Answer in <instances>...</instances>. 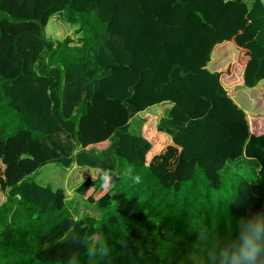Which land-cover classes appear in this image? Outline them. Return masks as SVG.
Masks as SVG:
<instances>
[{"label":"trees","instance_id":"obj_1","mask_svg":"<svg viewBox=\"0 0 264 264\" xmlns=\"http://www.w3.org/2000/svg\"><path fill=\"white\" fill-rule=\"evenodd\" d=\"M56 14L77 43L46 37ZM225 43L245 88L264 81V0H0V264H67L74 252L80 264H193L264 211V116L208 68ZM165 103L160 150L130 122ZM241 159L258 162L256 181L223 175ZM49 164L108 170L107 189L98 173L76 190L99 218L72 216L65 190L30 180ZM73 236H96L108 256L89 260Z\"/></svg>","mask_w":264,"mask_h":264},{"label":"rangeland","instance_id":"obj_2","mask_svg":"<svg viewBox=\"0 0 264 264\" xmlns=\"http://www.w3.org/2000/svg\"><path fill=\"white\" fill-rule=\"evenodd\" d=\"M77 26L67 23L61 14L54 15L49 21L45 34L46 37L53 41H62L66 37H71L74 43L79 41L81 34L77 32ZM229 74L231 73V68ZM256 88V87H255ZM235 102L246 112L250 117L256 118L262 115L264 108V81L258 84L256 89L244 88L234 96ZM171 109V104H158L148 110L136 115L130 122L131 132L133 135H140L142 132L152 141L157 139L156 124L157 122L168 115ZM260 119V118H259ZM144 120L147 123L143 126ZM166 143L162 144L160 150L165 148ZM259 164L256 160L241 159L235 162H230L223 171V175L229 180H237L240 178L254 182L258 177ZM98 172L96 169L89 167L74 166L71 169H66L58 165L49 164L44 168L35 172L30 180L42 187H49L52 190L62 189L68 194L66 206L72 216L77 218L94 217L99 218L101 212L97 207L89 203L83 196L77 193V188L87 178H97ZM107 190H105L106 192ZM90 192L88 195H90ZM103 194V193H102ZM102 194H95L99 198ZM5 201V195L0 187V204Z\"/></svg>","mask_w":264,"mask_h":264},{"label":"clouds","instance_id":"obj_3","mask_svg":"<svg viewBox=\"0 0 264 264\" xmlns=\"http://www.w3.org/2000/svg\"><path fill=\"white\" fill-rule=\"evenodd\" d=\"M96 171L101 176L102 186L107 189L111 182L108 170ZM134 181L139 183L140 177L135 176ZM96 239V236H89L87 240L73 236L71 243L75 248L83 245L89 260L96 257L103 259L108 256L109 249L105 243H96ZM207 239V234L201 231L197 240ZM210 242L212 250L197 254L193 264H264V211L240 216L234 222L232 234ZM121 245L126 246L124 241ZM67 264H80L78 252L69 256Z\"/></svg>","mask_w":264,"mask_h":264},{"label":"crops","instance_id":"obj_4","mask_svg":"<svg viewBox=\"0 0 264 264\" xmlns=\"http://www.w3.org/2000/svg\"><path fill=\"white\" fill-rule=\"evenodd\" d=\"M208 68L212 72H221V80L225 88L229 91H236L235 96L239 91H242L245 87L243 86L242 67L237 63V49L232 43H225L218 46L214 53L212 61L210 62ZM228 68H231V73H226ZM258 86H256L257 88ZM252 88V89H256ZM235 98V97H234ZM262 116H264V108L260 107ZM248 113V112H247ZM249 115V113H248ZM158 123V122H157ZM157 125V124H156ZM157 139H159L161 149L162 144L165 142H170V138L165 134L158 133ZM158 149V150H159Z\"/></svg>","mask_w":264,"mask_h":264}]
</instances>
